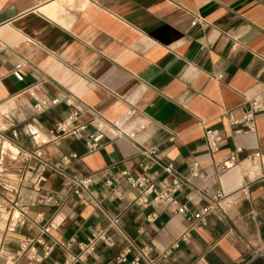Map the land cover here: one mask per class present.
<instances>
[{"label": "crops", "instance_id": "0c3cea01", "mask_svg": "<svg viewBox=\"0 0 264 264\" xmlns=\"http://www.w3.org/2000/svg\"><path fill=\"white\" fill-rule=\"evenodd\" d=\"M18 65L21 79L13 73ZM56 97L78 98L109 120L136 107L146 126L134 139L110 140L87 153L79 140L50 139L71 107L62 100L40 112L35 104ZM253 97L264 99V0H0V264L64 259L59 245L42 262L21 253L27 239L39 236L40 216L53 225L46 241H85L95 225L106 227L116 246H99L88 262L117 264L123 241L108 227V215H119L137 244L169 247L188 225L182 215L157 208L150 223L152 208L126 201H104L103 210L81 205L55 173H43L39 182L37 159L23 158L37 149L52 161L76 152L69 173L114 174L135 171L139 149L151 146L182 173L188 175L191 162L204 173L179 195L180 203L191 211L215 205L207 225L156 264H240L247 241L264 243V177L250 155L264 154V111L256 132L234 138L224 112L246 109ZM89 118L86 111L81 120ZM208 127L226 137L214 153L206 146ZM235 142L244 151L236 167L224 170L221 160Z\"/></svg>", "mask_w": 264, "mask_h": 264}, {"label": "built area", "instance_id": "2783aa9c", "mask_svg": "<svg viewBox=\"0 0 264 264\" xmlns=\"http://www.w3.org/2000/svg\"><path fill=\"white\" fill-rule=\"evenodd\" d=\"M200 22L205 26V22L195 19L193 23ZM21 65L13 71L14 75L21 79L19 73ZM220 78V77H217ZM62 100L69 105V113L60 119L50 130V139L72 138L83 143L87 153L96 151L105 146L110 140L121 138L134 139L138 130L146 126L147 119L136 107H130L120 118L109 120L101 116L92 107L85 105L80 99H61L56 97L50 101L45 99L37 100L35 108L37 111H45L51 106L60 103ZM86 111L91 112V118L82 121L81 117ZM264 111V99L253 97L248 100V107L241 111H225L224 116L229 128V137L234 138L241 135L256 132V117ZM222 129L218 127H208L205 129L206 146L211 152L218 151L225 140ZM234 152L221 160L222 169L236 167L240 161V155L244 151L238 143H234ZM140 159L137 162L136 170H121L114 174H109L103 170L99 173H69L68 169L80 157L76 152L61 155L57 160L44 159L40 149L25 152L23 158L27 161L37 159L40 166V180H44L43 173H55L62 185L69 189L81 205H95L103 210L104 201H126L129 205H135L141 209L152 208L146 215L148 222H153L158 217L157 208L168 210L173 214L182 215L188 225L182 233L171 243V245L161 251L152 243L137 244L135 239L130 237L121 227L119 215H108V227L114 228L122 237L123 246L114 261L117 264H156L158 259H167L174 249L180 246L181 242H187L190 232L199 226L208 223L209 213L215 209L211 204L196 211H191L186 203H180L179 195L189 186L193 179L204 178L197 162L188 165V175L177 169L174 163L163 159L162 153L156 146L141 147L139 149ZM253 159L258 160L261 168V177H264V154L260 151H252ZM126 185L127 189H124ZM218 193L216 197H221ZM187 195V199L190 200ZM48 201L54 205H60V200L49 196ZM40 216V215H39ZM21 219V217H19ZM43 221L40 234L36 238L27 239L20 247L21 253L29 252L30 257L36 262H42L53 251L55 245H59L65 253L64 259L59 264H101L96 261L88 262V257L95 255L99 246L113 248L116 240L106 227L95 225L91 234L85 241L68 239L66 241H46L45 237L50 234L52 221H45L43 216L39 217ZM22 223L25 219L22 218ZM38 245L42 247V254L38 252ZM76 246L77 251L72 247ZM247 258L240 264H264V243L255 238L247 241Z\"/></svg>", "mask_w": 264, "mask_h": 264}]
</instances>
